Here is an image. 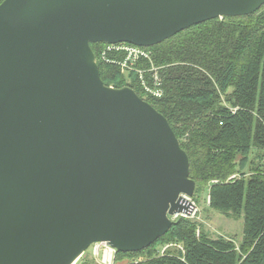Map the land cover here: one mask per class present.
<instances>
[{
	"label": "water",
	"instance_id": "water-1",
	"mask_svg": "<svg viewBox=\"0 0 264 264\" xmlns=\"http://www.w3.org/2000/svg\"><path fill=\"white\" fill-rule=\"evenodd\" d=\"M264 0L0 4V264H75L95 243L148 248L190 216L189 160L168 121L102 82L92 44L153 47Z\"/></svg>",
	"mask_w": 264,
	"mask_h": 264
},
{
	"label": "trees",
	"instance_id": "trees-1",
	"mask_svg": "<svg viewBox=\"0 0 264 264\" xmlns=\"http://www.w3.org/2000/svg\"><path fill=\"white\" fill-rule=\"evenodd\" d=\"M107 46L91 45L104 85L129 87L160 113L188 157L194 197L208 187L209 209L242 223L236 240L212 238L200 221L178 218L148 248L117 252L116 264H264V5L251 15L210 20L145 48L150 61L138 68L147 70L145 81L152 86L154 67L160 97L145 91L137 73L123 74L112 63L123 54L110 52L103 59ZM171 243L183 252L157 254ZM85 253L83 264H93Z\"/></svg>",
	"mask_w": 264,
	"mask_h": 264
},
{
	"label": "built area",
	"instance_id": "built-area-1",
	"mask_svg": "<svg viewBox=\"0 0 264 264\" xmlns=\"http://www.w3.org/2000/svg\"><path fill=\"white\" fill-rule=\"evenodd\" d=\"M110 52H117L123 54V58L121 61H112L113 64L118 65L120 68V71L123 74L129 73V72H134L139 75L141 85L145 89V91L155 97H160L162 92L160 89V81L159 78L156 74V70L154 67L150 69V71L154 72L153 76V81H152V86H149L148 83L145 81V72L147 71L146 69H139L138 64L141 61H150V51H148L145 48L141 47H136L132 45H123V44H116V45H108L105 47V49L102 51V58L104 59L105 56L110 53ZM231 177L230 179H232ZM216 183V182H214ZM179 198L190 202L193 205V212L190 216H187L183 213L180 214H175L173 216H169V219L173 223L175 220L178 218H185V219H196L198 220V207L195 201L193 200V197H188L184 194H180ZM209 201V197H208ZM199 234V230H197V236ZM90 249V258L95 262L96 264H116V254L117 251L109 246L108 244L104 242H99L91 245L89 247ZM169 249H178L183 252V249L180 245L177 244H166L162 246L159 251L158 255H165L166 251Z\"/></svg>",
	"mask_w": 264,
	"mask_h": 264
},
{
	"label": "rangeland",
	"instance_id": "rangeland-1",
	"mask_svg": "<svg viewBox=\"0 0 264 264\" xmlns=\"http://www.w3.org/2000/svg\"><path fill=\"white\" fill-rule=\"evenodd\" d=\"M208 195H209V188L205 187L197 194L195 197L193 196V200L197 204L199 209L198 211V221H200L205 228L206 231L209 232V235L214 238L217 235H224L226 237H234L236 240L240 239L241 230H242V223L240 221H234L231 219H226L222 215L211 211L208 206ZM85 259L88 261L93 260L90 258V249H88L84 255ZM83 259L80 258L75 264H83ZM126 261H123L124 264ZM93 264H96L93 262Z\"/></svg>",
	"mask_w": 264,
	"mask_h": 264
}]
</instances>
